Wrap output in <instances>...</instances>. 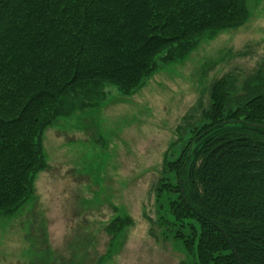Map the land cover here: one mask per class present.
<instances>
[{"label": "trees", "instance_id": "1", "mask_svg": "<svg viewBox=\"0 0 264 264\" xmlns=\"http://www.w3.org/2000/svg\"><path fill=\"white\" fill-rule=\"evenodd\" d=\"M247 16L246 0H0V213L26 201L45 166L44 131L70 95L105 84L132 93L159 59H184L203 34ZM257 79L239 95L232 76L215 80L202 121L164 160L172 177L155 192L170 214L165 233L187 253L180 264H264V75Z\"/></svg>", "mask_w": 264, "mask_h": 264}, {"label": "rangeland", "instance_id": "2", "mask_svg": "<svg viewBox=\"0 0 264 264\" xmlns=\"http://www.w3.org/2000/svg\"><path fill=\"white\" fill-rule=\"evenodd\" d=\"M246 4L243 24L203 34L184 59H159L132 93L105 84L67 98L44 131L45 166L26 201L0 213V264L187 260L181 243L165 233L170 214L155 188L172 177L164 160L178 156L202 121L212 83L232 76L239 95L264 75V0ZM123 218L127 223L116 225Z\"/></svg>", "mask_w": 264, "mask_h": 264}]
</instances>
